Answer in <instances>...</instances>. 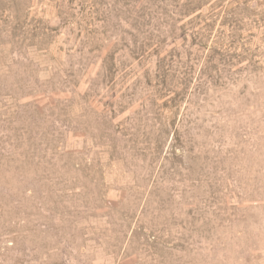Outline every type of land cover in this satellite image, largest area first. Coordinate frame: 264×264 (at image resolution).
Wrapping results in <instances>:
<instances>
[{
  "label": "rangeland",
  "instance_id": "obj_1",
  "mask_svg": "<svg viewBox=\"0 0 264 264\" xmlns=\"http://www.w3.org/2000/svg\"><path fill=\"white\" fill-rule=\"evenodd\" d=\"M0 264H264V0H0Z\"/></svg>",
  "mask_w": 264,
  "mask_h": 264
}]
</instances>
